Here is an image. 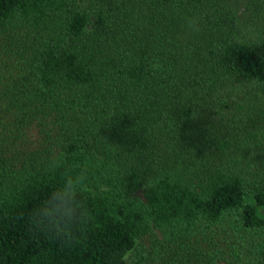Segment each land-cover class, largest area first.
I'll list each match as a JSON object with an SVG mask.
<instances>
[{"label": "trees", "instance_id": "16d2710c", "mask_svg": "<svg viewBox=\"0 0 264 264\" xmlns=\"http://www.w3.org/2000/svg\"><path fill=\"white\" fill-rule=\"evenodd\" d=\"M232 1L0 0V264H150L156 232L221 264L216 229L264 230V48Z\"/></svg>", "mask_w": 264, "mask_h": 264}, {"label": "rangeland", "instance_id": "374dc122", "mask_svg": "<svg viewBox=\"0 0 264 264\" xmlns=\"http://www.w3.org/2000/svg\"><path fill=\"white\" fill-rule=\"evenodd\" d=\"M232 11L236 14L238 20L242 24V26L245 28V34L247 37L254 36L255 41L257 43H260V45L264 48V34L262 33V21L263 19L259 18L258 15L254 14L253 9L251 8V3L249 0H233L232 1ZM251 39V38H248ZM3 40L0 38V52L3 47ZM263 102V101H262ZM258 118V124H260V127L262 128L264 132V115H260ZM250 126H253L250 124ZM257 158L255 160H252V165L259 166L260 169H264V143L263 145L259 146L257 149ZM252 177H259L261 176L258 174L257 171L252 170L249 176ZM139 198H143L142 194H137ZM227 229V232L229 233L232 231L231 226H223L219 229H216V232L218 236H220V242L217 239V242L219 243L217 245L218 249L223 252L224 260L221 261V264H258V258L257 253L259 251V245L264 246V230L260 231H252L246 234L244 237V241L242 243H238L240 240V234L239 233H231V237L235 239V242H228L225 241V230ZM233 232V231H232ZM211 235V233H208ZM159 240H161V235L156 232L155 236L152 237L151 241L156 245L155 250H151V262L150 264H180V258H176V260L169 262L165 260V255L167 254V251L164 252L163 247L159 243ZM148 243V240L146 241ZM145 245L147 246V244ZM150 243V241H149ZM221 243V244H220ZM244 245L242 247L241 245ZM259 246V247H258ZM148 247V246H147ZM232 251H236L237 254H240V257H233L230 258L229 253ZM148 255V254H147Z\"/></svg>", "mask_w": 264, "mask_h": 264}, {"label": "clouds", "instance_id": "9594fccd", "mask_svg": "<svg viewBox=\"0 0 264 264\" xmlns=\"http://www.w3.org/2000/svg\"><path fill=\"white\" fill-rule=\"evenodd\" d=\"M82 173H83V172H82ZM83 180H84V176H83V175H81V176H79V177L76 178V182H77V183H82ZM71 185H72V182L69 181V183H68V188H69V189H71ZM65 194H70V193H65ZM54 198H56V199H60V198H61V195H60V194H57Z\"/></svg>", "mask_w": 264, "mask_h": 264}]
</instances>
